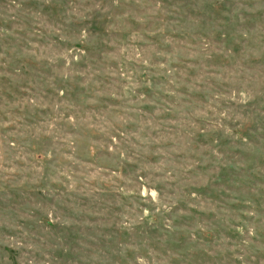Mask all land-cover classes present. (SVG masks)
Here are the masks:
<instances>
[{"label":"rangeland","instance_id":"374dc122","mask_svg":"<svg viewBox=\"0 0 264 264\" xmlns=\"http://www.w3.org/2000/svg\"><path fill=\"white\" fill-rule=\"evenodd\" d=\"M0 264H264V0H0Z\"/></svg>","mask_w":264,"mask_h":264}]
</instances>
